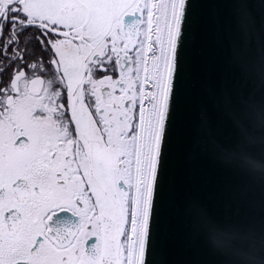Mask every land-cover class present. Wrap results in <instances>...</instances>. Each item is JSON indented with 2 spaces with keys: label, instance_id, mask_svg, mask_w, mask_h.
<instances>
[{
  "label": "snow or ice",
  "instance_id": "obj_1",
  "mask_svg": "<svg viewBox=\"0 0 264 264\" xmlns=\"http://www.w3.org/2000/svg\"><path fill=\"white\" fill-rule=\"evenodd\" d=\"M209 11L229 18L238 93L196 87ZM221 114L237 131L220 153L264 172L246 152L264 143V0H0V264H174L178 162ZM202 227L264 264V216Z\"/></svg>",
  "mask_w": 264,
  "mask_h": 264
},
{
  "label": "water",
  "instance_id": "obj_2",
  "mask_svg": "<svg viewBox=\"0 0 264 264\" xmlns=\"http://www.w3.org/2000/svg\"><path fill=\"white\" fill-rule=\"evenodd\" d=\"M232 40L227 14L209 11L197 38L200 77L196 87L201 94L207 91L210 77L226 80L234 93L243 89L239 70L233 67ZM236 131L233 117L221 114L215 122V137L204 151L196 159L178 162L184 213L177 209L179 240L169 256L174 264H235V253L218 248L207 235L202 227L205 218L241 235L259 230L264 216V172L247 168L241 160L221 154L217 147L231 144ZM246 152L264 163V143L256 140Z\"/></svg>",
  "mask_w": 264,
  "mask_h": 264
}]
</instances>
